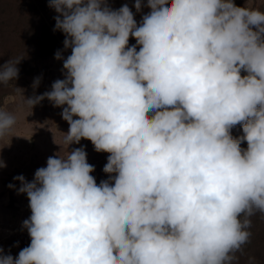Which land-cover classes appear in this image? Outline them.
I'll return each instance as SVG.
<instances>
[{
	"label": "clouds",
	"instance_id": "obj_1",
	"mask_svg": "<svg viewBox=\"0 0 264 264\" xmlns=\"http://www.w3.org/2000/svg\"><path fill=\"white\" fill-rule=\"evenodd\" d=\"M148 4L137 22L128 4L49 0L71 54L64 79L25 101L64 106V143L90 140L115 171L97 181L81 146L48 157L32 181L14 177L31 242L0 264H233L249 241L251 217L264 214V10ZM22 58L0 67V83L18 77ZM15 123L0 109V139L10 143Z\"/></svg>",
	"mask_w": 264,
	"mask_h": 264
},
{
	"label": "rangeland",
	"instance_id": "obj_2",
	"mask_svg": "<svg viewBox=\"0 0 264 264\" xmlns=\"http://www.w3.org/2000/svg\"><path fill=\"white\" fill-rule=\"evenodd\" d=\"M106 2L113 9L128 4L137 22L149 8L148 0H140V8L135 7L136 0ZM233 2L240 7L264 10V0ZM57 15L59 13L50 7L49 0H0V67L8 60L23 57L17 65L18 77L7 84L0 83V109L16 119L10 132L13 135L10 143L7 136L0 139V161L6 164L0 167V249L3 250L0 254H11L14 259L31 242L23 227V221L31 215L29 199L26 193L17 191L21 182L14 177L23 175L27 181H32L36 170L46 167L48 157H64L81 146L87 153V162L94 165L91 175L97 181L111 180L115 171L104 170L108 153L96 151L90 140L81 138L79 144L68 146L64 143L63 137L69 130V123L61 116L64 106H54L45 97L31 109L25 101L50 91L54 81L64 79L63 61L71 54V48L64 47L65 34L54 30ZM129 43L139 42L130 34ZM57 51L61 52L62 59L55 58ZM241 75L246 72L241 70ZM37 78L39 84L33 87ZM8 98L11 99L5 102ZM231 135L234 138L243 135L240 124L231 129ZM241 148H247L246 141L241 142ZM10 183L15 187L10 188ZM251 221L250 239L234 254L233 264H264V214L257 212Z\"/></svg>",
	"mask_w": 264,
	"mask_h": 264
}]
</instances>
